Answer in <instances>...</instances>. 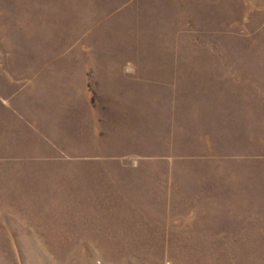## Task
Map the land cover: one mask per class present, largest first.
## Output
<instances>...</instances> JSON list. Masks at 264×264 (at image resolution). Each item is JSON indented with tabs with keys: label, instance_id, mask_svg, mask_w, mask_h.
Returning <instances> with one entry per match:
<instances>
[{
	"label": "rangeland",
	"instance_id": "1",
	"mask_svg": "<svg viewBox=\"0 0 264 264\" xmlns=\"http://www.w3.org/2000/svg\"><path fill=\"white\" fill-rule=\"evenodd\" d=\"M43 60L221 63L152 83L220 95L209 157L0 163V264H264V0H0V63Z\"/></svg>",
	"mask_w": 264,
	"mask_h": 264
},
{
	"label": "crops",
	"instance_id": "2",
	"mask_svg": "<svg viewBox=\"0 0 264 264\" xmlns=\"http://www.w3.org/2000/svg\"><path fill=\"white\" fill-rule=\"evenodd\" d=\"M208 64L221 63L43 60L17 66L2 62L0 163L100 160L122 167L164 163L167 170L154 176L162 183L159 187H169L172 162L209 157L205 155V114L218 110L211 100L220 95L179 92L173 87L155 91L153 79L205 74V70L178 68H209ZM103 139L108 143L101 148ZM179 140L190 145L177 148ZM126 174L122 180L136 181L140 173ZM123 188L125 194L124 184ZM127 188L136 189L129 191L131 196L140 190L138 185Z\"/></svg>",
	"mask_w": 264,
	"mask_h": 264
},
{
	"label": "trees",
	"instance_id": "3",
	"mask_svg": "<svg viewBox=\"0 0 264 264\" xmlns=\"http://www.w3.org/2000/svg\"><path fill=\"white\" fill-rule=\"evenodd\" d=\"M255 155H257V156H256V158H254V159H257V158L260 159V158L262 157V155H261V154H258V153L255 154Z\"/></svg>",
	"mask_w": 264,
	"mask_h": 264
}]
</instances>
